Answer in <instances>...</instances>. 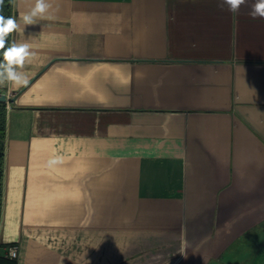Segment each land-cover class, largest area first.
Listing matches in <instances>:
<instances>
[{
  "label": "crops",
  "instance_id": "0c3cea01",
  "mask_svg": "<svg viewBox=\"0 0 264 264\" xmlns=\"http://www.w3.org/2000/svg\"><path fill=\"white\" fill-rule=\"evenodd\" d=\"M49 2L10 34L29 85L0 87V264H264V19ZM33 3L12 0L21 27Z\"/></svg>",
  "mask_w": 264,
  "mask_h": 264
},
{
  "label": "clouds",
  "instance_id": "9594fccd",
  "mask_svg": "<svg viewBox=\"0 0 264 264\" xmlns=\"http://www.w3.org/2000/svg\"><path fill=\"white\" fill-rule=\"evenodd\" d=\"M226 5L232 13L238 14L242 6L249 8L248 15L253 19H264V0H254L249 4L248 0H222V6ZM4 0H0V87L10 84L13 88H26L29 85V76L23 71L26 62H29L33 53L28 42H12L8 44V36L15 31H25L26 26L38 24V19L49 16L52 5L49 0H34L33 6L26 11L21 20L23 27L12 16H4ZM62 162V158L54 156L48 161L49 166H55ZM14 256V250L9 251Z\"/></svg>",
  "mask_w": 264,
  "mask_h": 264
},
{
  "label": "trees",
  "instance_id": "16d2710c",
  "mask_svg": "<svg viewBox=\"0 0 264 264\" xmlns=\"http://www.w3.org/2000/svg\"><path fill=\"white\" fill-rule=\"evenodd\" d=\"M11 4L12 0H4L3 15L8 17L11 16ZM8 44H10V35L7 38ZM2 59V55H0ZM6 131V102L0 101V213H1V202H2V176H3V153L4 147L3 142Z\"/></svg>",
  "mask_w": 264,
  "mask_h": 264
},
{
  "label": "built area",
  "instance_id": "2783aa9c",
  "mask_svg": "<svg viewBox=\"0 0 264 264\" xmlns=\"http://www.w3.org/2000/svg\"><path fill=\"white\" fill-rule=\"evenodd\" d=\"M14 250V256L9 255V251ZM4 256L9 260H15L18 257V246L16 244L8 245L4 248Z\"/></svg>",
  "mask_w": 264,
  "mask_h": 264
},
{
  "label": "water",
  "instance_id": "95a60500",
  "mask_svg": "<svg viewBox=\"0 0 264 264\" xmlns=\"http://www.w3.org/2000/svg\"><path fill=\"white\" fill-rule=\"evenodd\" d=\"M0 101L1 102H5L6 101V98L3 94H0Z\"/></svg>",
  "mask_w": 264,
  "mask_h": 264
}]
</instances>
